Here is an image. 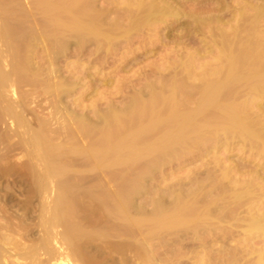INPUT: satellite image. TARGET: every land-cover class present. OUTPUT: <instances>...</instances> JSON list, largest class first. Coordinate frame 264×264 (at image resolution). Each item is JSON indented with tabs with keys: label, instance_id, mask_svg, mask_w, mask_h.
<instances>
[{
	"label": "rangeland",
	"instance_id": "obj_1",
	"mask_svg": "<svg viewBox=\"0 0 264 264\" xmlns=\"http://www.w3.org/2000/svg\"><path fill=\"white\" fill-rule=\"evenodd\" d=\"M68 1L71 2L70 0H68ZM68 1L67 0L66 1L65 0H42V1L41 0H19V1L18 0H0V9H1L0 10V20H1L0 21L1 22L0 23V70H2V72L4 71L3 72L4 74H6V75L8 74L7 77L10 76L8 81L11 83L10 85L7 84V86L5 85L3 88L0 89V98L2 99V105L7 106V107L8 106L14 107V108L12 107V109H15L13 111H15V114L19 115V116H17L18 120L19 119L21 120V121L17 122V120H16L17 117L14 118L15 116L14 117L12 116L13 117L12 118L11 115H9L8 116L9 118H8V117H6L7 115L3 116V117L0 115V117L2 118V119L0 118L1 119L0 120V138H1L0 139V208L3 209L6 206H7V208H14V207H18V206L23 208V209L27 208V207H29V208L34 207V209L38 208V209L33 210L35 212L33 215L34 219H33V216L31 215L32 219H29V220H31V222L27 221V223L29 222L31 224L33 222V224L31 225L32 228L34 225L35 232L33 230L34 233L31 234V237H32V235L35 238L39 237V235H41L39 238L49 237V234L51 233V231H53L54 233L56 232V230H54V229L51 230L52 228L50 229V233L48 232L49 231L48 227L52 224V223L51 224L49 223V222H51V219H52L50 217H51V215H53V214H51V211H52V209L54 211L57 203L60 201V199L62 198V195L64 194L65 190L63 189V184L66 185V187H67V185L70 184L67 188L66 187L65 188L68 189V192H70L69 193L70 196L68 197V199L70 198L69 199L70 204L75 206L76 209H78L77 210V216H78L77 219H79V218H80L79 220L83 219L82 222H84V224H86L87 227L89 225H90L89 227H92V226H95L97 224L95 227H98L100 225L98 228H101L102 230L105 229L106 232L109 231V233L108 232L106 233L108 235L104 236V238H103V242H105V241L106 242L101 245V250H100L101 259L108 257V254H110V252L112 251L111 253H114V254H112L114 256L113 257L114 258L113 259L114 264L115 263L116 264H119V263L120 264H134L135 258H133V257L134 256H136V258L138 257V252L136 251V249L131 248V250L132 249L135 250L134 253L136 252L137 254H134V256L132 254L131 256H133V257H131V258L128 257L129 259L127 258V260H125V261H122L123 259H121V258H124L122 255L126 251H124L123 253H121V252H122V250L130 249V247L128 249H123V247L124 246L126 247L127 244H128V246L130 245L132 247V245L135 244V241L129 240L127 237H123V235L121 233H119V235H118L117 233H115V230H110L111 228H108V227H110L109 226V224H110L109 220L112 219L111 222L113 221V223H114V220H113L114 217H112L111 214L107 215L108 212L104 211L106 204L109 203V200L107 198H106L107 200H105L104 197L101 198L99 195L104 196L103 195L104 192L108 193V194L110 192L111 194H113L115 192L121 191V192L125 193L128 191L130 193L131 191L133 192L135 190V188L137 187L138 190L136 189L133 193L139 192L141 190L140 192L142 193V195L140 193L141 196L137 195L138 197L134 196L135 198L134 197L132 198L135 200L134 201L135 203L133 202V205H134L133 207L136 208V210L137 209L138 210L143 209V207H144V209L147 210L146 212L151 214L154 210L158 209L156 207L160 206V200H162L161 204L165 206L166 203L168 204V202H172L174 200L173 198L176 195H178L179 193H180V195H182V193L185 194V192L187 194V190L189 189L187 186H189L191 188L194 185L193 186V188H194L195 187L194 183H191L192 185L189 183L186 184V186L184 185L185 183H187L188 179L195 177L196 180H195V178L193 180H195V181L199 180L198 182H200V181L202 182L203 181V180H201L202 175L199 176L200 174L198 171L203 172V170H205L202 168V166H203V164L206 165V162L209 161V159H211L213 156H214V158H215V156H217V158L221 159V157H222V159H223V156L225 157V155H224L223 151H221L223 156H221L220 152H218L216 154L212 153V152L211 153L208 152L207 154H205V152H204L203 154L202 153L200 154L199 153L200 150L198 151V149L196 148L198 151V152L196 151L197 153L194 152V150H195L194 149L193 153L191 152L192 151L191 150L187 153L188 155L186 153L183 154L184 156H181L182 154L181 155L179 154V157H178L179 160L176 158V156H175L176 154H175L173 156V158L175 157L176 160L175 159L172 160L171 163L170 164L167 163V165H166V162H162V164L164 163L165 166L158 165L159 167L157 165L153 164V162H151L152 157L148 159V156L144 157V156H146V155H144L141 159L134 161L135 163L132 162L131 165L129 164V162H127L128 163L127 164L124 160H121L120 163H122L124 161L123 164L126 163L127 167H126V164H124V165L121 164V166H120V164L117 162L118 165L112 166L114 168L113 169L114 172L113 171L111 172L112 167L110 166L111 167V168L109 167L110 170L107 168L109 171L107 173L106 168H99V166H98L99 169L97 168L96 170H98V171L96 172L95 168L97 166L95 164H94V166H93V163H90V162H89L90 165L87 164V162H88L87 156L88 155H85V154L88 151H86L84 149L88 150L90 143L94 140L96 142L98 140V142H100V143L98 144V143L92 142L93 144L91 143V146H93L94 144H96L95 146H101L100 144H102V142L106 139V138L105 139L103 138L102 142L100 140L104 136L105 132L112 129L113 131L110 130L109 132L112 133V135H114V129H115L114 126H116L117 129H120V130L123 128V127L121 128L119 126L123 125L124 122H119V123H121V125L120 124L114 125L117 123V122H115V119L117 120V117H116L117 114H118V121H121L119 118L126 119V118H128V116L133 118L134 115H139L138 110H137V109H141L138 107L139 104L142 107V104L139 103V101H142V103L145 102V105L143 104V106H144L143 110H145V108L148 110L147 107H149V105L153 106V104L151 102H153V103L155 102L154 100L152 101V99L156 98V97L152 98L153 94H154V96H156V95L159 96V97H157L158 99L164 98L165 101L167 99H170V97L174 96L171 100H172V102H174L173 100L176 101L175 102L176 104L174 103L175 106H178V107L180 106L181 108H183L187 111H190V110L192 111L193 108L196 107V103L198 104V101L201 99L202 95L200 94L201 93L200 91L202 90L201 89L202 86L200 83H202V82H200L199 78H202L204 76L203 74L205 71L207 72V70H208L207 67L208 66L209 67L214 66V69H215V67H217V66L219 67L221 65L222 62L220 63L219 61L225 62V65H226L225 60H226L227 56L224 55L225 53H224V51H222L221 45L223 47V44L225 42H227V43H225V45L226 44L230 45L231 42H232V45H233V43L234 44L237 43L236 45H238V44L242 45V43L243 44L253 43V44H250V46L251 45L253 46L256 43H257V45L259 44V46L261 43L264 44V32H263L264 31V19H263V17L261 18V19H263V21H261V19H260L259 21H261V22H258L259 25H257L255 27V29L258 28V30H255V34L252 33V32H254L253 30L251 32V29H254L253 26L255 25V23L251 22V20H250L253 16H255L257 14L258 9H259V11L264 12V0H174V1L173 0H160L162 5H163V2L168 3L169 6L171 5L172 10L174 9L173 12L177 15L176 18L171 17V18H174V19H171V18L167 17V19L164 20L165 23L161 22L162 24L161 23L159 25L157 24L158 26L156 24H155L156 26H154V25L149 26L148 25L147 26L148 29H144V28L140 29V27H141L140 25H138L140 27L135 26V28L137 27L139 29H137L135 31V33H134V31H132V36H130V37L128 36V39L127 38L123 39L124 36H118L119 34L123 35V33L121 31L119 34H118V32H117V34L114 33L115 35H112L113 37L110 36V38H107V39L106 38L105 39H99L102 41H98V42H97V40L96 41L91 40L90 43H88V42L86 43L85 41L76 39L73 35L74 33L72 32L73 29H72V31H70L71 29L70 30L66 29L65 22H68L70 20H72L70 22H73V19H76L77 17H80V15H82V12H79V14H78L75 9H77L79 7H83L81 9L80 8L79 9L81 11H83V9H84V11H85V7L89 6L88 8L86 7V10L88 9L91 11H97L99 13L104 12L103 14L105 15V13H106V15H105L106 17L105 18L103 17L105 19V20L103 19V22H105V23H103V26L106 27L107 25H110L107 27H111L113 24H115V25L119 26V28H118V30H119L121 28V26L122 27L125 26L124 27V29H125L126 26L128 25V23L132 20L130 15L135 14V13H131V12L132 11L135 12V10H132V9L135 8L133 6V4L135 3V5H136V2H135L136 0H125V1L124 0H108L110 2H108L107 0H100V1L99 0H86V1H88V3L84 1L83 2L84 6H83V4H81V6H79V7L77 6V8L75 7L73 9L74 12L76 13L75 14L73 12L74 13L73 15H75V16L79 15V16H76L75 18H73L74 17L73 15L69 18V15H71L72 12L70 13V11L68 10L69 8H67V7L72 8L71 4L74 3L75 0H73L72 3H69ZM137 1H139V2L144 1V3H145L146 0H137ZM60 2L62 3V6L60 5L61 4ZM146 2H148V1H146ZM44 3H45V5H44ZM66 3H67V5L69 4L70 6L65 5ZM161 3H160V5H161ZM169 3H171V4H169ZM14 4H15V6H14ZM47 4H50V5H48V7L51 6L50 7L51 9H49L47 7ZM63 5L65 6V8ZM127 5L132 6V7L130 6L131 9H129V6H128L129 11L128 10L127 11L129 13L126 12ZM243 5H244V7H243ZM4 6H6V7H4ZM55 7H58V8H55ZM15 8H17V9H15ZM46 8L50 10V11L49 10L48 11L51 12V14L49 12H47ZM66 8L69 12L66 11ZM79 9H78V11H79ZM98 9H99V11H98ZM63 10L70 13V14L67 16V14H65V12H63ZM130 10H131V12H130ZM221 10H223V11H221ZM243 10H245V14H244ZM8 11H10V12H8ZM102 13H101V15H102ZM52 14H53V16H52ZM36 15L38 18L36 17ZM196 15H197V17H196ZM199 15H201V16H199ZM28 16H30V17H28ZM50 16H52L53 18ZM63 16H65L66 19ZM132 16H134V15H132ZM214 16H215V18H217V20L214 18ZM262 16H264L263 13H262ZM25 17L26 18L28 17L27 20L25 19ZM249 17H251V18H249ZM67 18H69V20ZM115 18H116V20H115ZM129 18H130V21H129ZM244 18H245V20H244ZM126 19L129 22H126ZM208 19H209V21L211 19V21L209 22ZM38 20H40V21H38ZM59 20H60V22H59ZM58 22L60 23L59 24L60 26L57 24ZM63 23H64V26H62ZM110 23H112V25ZM122 23H123V25H122ZM197 23H198V25H197ZM253 23H254V25H253ZM31 24H33V26ZM235 24H237V25H235ZM210 25H212V26H210ZM16 26H18V31H17V28H14ZM117 26H115V27H117ZM67 27L71 28V25L67 26ZM147 27H145V28H147ZM152 27H153V29H152ZM26 29H29V33H28V30H26ZM121 29H123V28H121ZM116 30H117V28H116ZM22 31H24V33ZM54 31H56V32H54ZM235 32H237L236 37H234ZM259 32H261V33H259ZM196 33H198V34H196ZM247 33L250 34L251 36L250 35L247 36ZM136 34H137V36H136ZM223 34H227V35H223ZM43 35H46V36H43ZM71 36H73V37H71ZM238 36H239V38H238ZM248 37H249V39H248ZM30 38L32 39V41L30 40ZM43 38H45V39H43ZM64 38H65V40H64ZM225 38H229V40H231V41H229ZM113 39H114V41H112ZM233 39H235V40H233ZM236 39H237V42H236ZM248 40H250V41H248ZM110 41H111V43H110ZM255 41H257V42H255ZM64 42H65V44H63ZM66 42H68V43L66 44ZM76 42H77V45L75 44ZM106 42H108V43H106ZM228 42H230V43H228ZM33 43H35V44H33ZM65 45H66V47H65ZM236 45H233V46L236 47V48L235 47L234 48L237 49V53L235 54V50H234V51H232L233 53H231L233 55L234 54L238 55V53H239ZM252 46L250 47V49L252 48ZM97 47H99V48H97ZM245 47H247V46H245ZM124 50H126V51H124ZM221 51L223 53H220ZM263 53L261 54V56L263 55ZM231 54H229V58L232 57ZM50 59H52L51 60L52 63L50 62ZM220 59H222V60H220ZM227 59H228V57H227ZM49 64H51V65H49ZM56 64H57V66H56ZM222 65L224 66V63H222ZM205 66H206V70H205ZM39 67H40V69H39ZM49 67H50V69H53V70L51 71L49 69ZM201 67L202 68L204 67V69H201ZM30 68H33V69H30ZM46 69H47V71H45ZM33 70L36 71L37 74ZM8 71H10V72L8 73ZM54 71L55 72L57 71L58 74H57V72L55 73ZM210 71H211V69L209 68V73H210ZM209 73L205 74V76L206 75L209 76ZM224 73H226V72H224ZM14 74H15V76H14ZM201 74L203 76H200ZM222 74H223V72L221 73V75ZM51 75H52V77H51ZM193 75H195V76H193ZM179 77H180V79H179ZM57 78L61 82L57 81L56 80ZM14 79H15V81H14ZM16 79H18V80H16ZM35 79H36V81H35ZM207 79L208 78H206L205 80H207ZM64 80H66V81H64ZM55 81L58 82L59 84L61 83L62 85H64L63 86L64 88L62 87L61 84H60L61 85L60 86L58 83H55ZM62 82H64V83H62ZM202 84H205L204 81ZM57 85H59V86L57 87ZM73 85H74V87H73ZM45 86L48 87L49 90L52 89V90H50L51 93L49 92V90ZM177 86H178V89H177ZM197 86H201L200 87L201 90L197 89L198 88ZM41 87L43 89H41ZM69 87L71 89H69ZM203 87H204V85H203ZM236 87H238V88H236ZM34 88H35V90H34ZM73 88H75L74 91L72 90ZM232 88L234 90H239L240 93L243 92V94L246 93V91H244V90H247V89H244V87L242 86L241 83H237V84L235 83L232 86ZM171 89H173V90L175 89V90L173 91ZM62 90H63V92H65L64 94H62L63 92L61 93ZM198 90H200V91H198ZM52 91L55 95L52 94ZM66 91H68L70 94H67L68 92L66 93ZM161 92H163V93L161 94ZM171 93H173V94H171ZM181 93L183 95H181ZM49 94L50 95L52 94V95L50 96ZM243 94H240V95H243ZM56 95H57V97H56ZM170 95H172V96H170ZM188 96H189V98H188ZM165 97H167V99H165ZM238 97L242 98L241 100L246 98L245 96H244L245 98H243L242 96H239V95H238ZM57 98L59 99V101L57 100ZM135 98H136V101H135ZM160 99L158 100L159 102L161 101ZM177 99H179V100H177ZM171 100L170 101L167 100V102H169V104H171ZM237 100H238V98H237ZM137 101H138V103H137L138 106L135 105V102H137ZM148 101H149V104H148ZM165 101H164V104H165ZM238 101H240V100H238ZM133 102L137 108V109L135 108L136 110L135 109H133V110H135L137 112H135L133 110H132L133 111L132 112L130 110V109H132L131 106H133ZM162 102H163V100H162ZM156 103H157V101H156ZM156 103H154V105ZM160 104H161V102H160ZM160 104H156L155 106L158 108V105H160ZM161 105H163V103ZM166 105H167V103H166ZM125 106H127V107L129 106L130 108L129 107L127 108ZM145 106H147V107H145ZM155 106H153V107H155ZM169 107L172 108L171 105ZM178 107H177V109H178ZM180 107H179V109H180ZM113 108H115V109H113ZM150 108H152V107H150ZM162 108H164V109H162ZM173 108H174V105H173ZM126 109H127V111H126ZM159 109H155V110H159ZM165 109H168V105H167V107H161V110H165ZM255 109H257V108H254L253 111ZM118 110H119V112H118ZM150 110L148 112H150ZM130 111H131V113H130ZM145 111H144V113H145ZM263 111H264V109H263ZM114 112H116V114ZM140 112L141 111H139V113ZM148 112L146 111L148 116H145L146 115L145 114L144 115L145 117L140 114L141 116L144 117V119H146V117H147V122H146V120L143 119L144 122H146V124L148 123V120L151 123V119H148V117H149ZM110 114L113 115L114 121H112V119H111L112 116ZM114 114H115V116H114ZM140 115H139V117H140ZM107 116L111 120H108ZM139 117L137 116L136 117L137 119L134 117L133 119L135 121L133 120V122L130 125H133V123L135 122L134 126H135V124H137V125L140 124L139 127L141 125H142V127H144L146 124L142 121V117H140V118ZM138 118L140 119L139 122H138ZM13 119H15V120L13 121ZM128 120L127 121L130 123L131 119H128ZM122 121H126V120H122ZM136 121L139 124L136 123ZM140 121L143 124H141ZM157 121H159V120H157ZM15 122H17V123H15ZM79 122H81V123H79ZM128 122H126L125 124H127ZM152 122L154 123L155 121H152ZM20 123L22 124L21 126H20ZM96 123H98V124H96ZM160 123L161 124H159V122H158L157 128L159 126H160L159 128H161L162 123H164L163 120H162V122L160 121ZM109 124H111V127L113 125L114 126L112 128H110ZM125 124H124L125 128H123L122 130L126 129L127 126H129V125L126 126ZM83 125L84 126L86 125V126L83 127ZM92 125H94L95 128ZM106 125H108L109 127L107 128ZM148 125H149V123L147 124V126ZM155 125H156V123L154 124V126ZM164 125H162V127ZM136 126H135V128H136ZM104 127H106V129H107L105 132L103 131V130H105ZM81 128H82V130H81ZM132 128H133V126H132ZM137 128H138V126H137ZM154 128H152V129H154V131L156 133L157 128L156 127H154ZM117 129H115L116 130L115 133L117 132ZM145 129L146 128H144L143 131H145ZM89 130H91L90 133H89ZM98 130L100 132H96ZM84 131H85V134L87 133V136L84 134ZM109 132H107V134H106L108 137H109V135H108ZM147 132H148V130H147ZM147 132L145 131V135ZM149 132H150V130H149ZM159 132H161L160 129L158 130L157 134ZM98 133H100V134H98ZM118 133H121V131L118 130ZM155 133H151L153 135H151V134L148 135L149 138L155 137L154 136ZM88 134H89V136H88ZM96 134H97V136H95ZM101 135H102V137H101ZM112 135H110V136H112ZM141 135H140L141 138L145 137L144 135H142L144 137H142ZM115 136L117 138L120 137L121 141H123L122 138L125 139L123 133H122L123 137H121V134H120V136H117L115 134ZM115 136H113V138ZM108 137H107V141H108ZM134 137H132V138L128 137L129 138L128 140L131 141L130 139H136ZM140 137H138V139ZM146 138H148V137L146 136ZM109 139H110V137H109ZM126 142H127V140H126ZM51 145L52 146L55 145V146H53L54 148L51 147ZM56 145L58 148H56ZM91 146H90V148H91ZM209 146H211V145H209ZM65 148L67 150H65ZM70 148H72V150ZM69 149L72 152L69 153ZM75 149L77 150L78 153L75 151ZM52 150L53 151L57 150V151L55 153H53ZM81 150L83 153L81 152ZM51 151L54 154V156L55 155H59V156L61 155L62 156V157L60 156L62 160L59 158L58 159L59 161L58 160L57 161L59 163L60 162L62 163L63 168H64V166H66V168L64 170H62V173L65 174L66 172H64V171H67V169H68V171H67L68 172L67 173L68 178H66V181H65V178H63L62 176H59L60 174L56 175V174H53L51 172V169L53 166H55V165L59 166L58 164L55 163V161L51 160V158H53V156H52L53 154H51ZM59 151L63 152V153L60 154ZM190 152H191V154H190ZM236 153H237V150L233 151L232 153H229V155H228L229 161L230 160H233V161L243 160V159H245L244 157H246V156L248 157V155H246L248 153H246V154H241L239 152H238V154H236ZM83 154H84V156H83ZM218 156H220V157H218ZM183 157H186V158L183 159ZM79 158H80V162H79ZM173 158H171V159H173ZM66 159H67V161H66ZM170 160H169V162H170ZM81 161L83 162V164ZM84 161L86 162V164H84L85 163ZM229 161L227 160L226 162H229ZM50 162H53V164ZM154 163H156V162H154ZM80 164H81V166H80ZM143 164H145L146 166ZM151 164L153 166L154 165L155 166L153 167V166H151ZM159 164H161V162ZM87 165H88V167H87ZM62 167H61V169H63ZM151 167H153L155 169L154 170L155 172L152 171L153 168L151 169ZM156 167H158V168H156ZM104 169H106V171ZM123 169H124V171H123ZM201 169H202V171H201ZM99 170H101L102 172H104V171L105 172L102 174V172ZM133 170H134V172H133ZM110 175L114 176V178L113 177L111 178ZM198 178H200V179H198ZM202 179H203V177H202ZM136 184H138V185H136ZM181 184L184 185L183 188L179 187ZM69 187L72 189H70ZM123 187L125 189L126 188L127 189L125 190ZM180 188H182V189H180ZM142 189H144V190H142ZM62 192H63V194H62ZM36 194H38V195H36ZM213 194H214V192L211 193L212 196H213ZM98 197H99V199L101 198V200L104 201L105 203L101 202L98 199ZM163 200H164V203H163ZM98 202H101L100 204L103 203L101 206L102 208L99 206ZM103 205L105 207H103ZM133 207L131 208L132 210H133ZM36 210H37V213H36ZM46 210L48 213L46 212ZM53 211H52V213H53ZM103 212H104V214H103ZM38 214H40V215H38ZM150 214H148V215H150ZM107 216L108 217L111 216V217L108 218ZM162 218H159L158 220H160ZM163 219H165V217ZM226 219H228V218H226ZM108 221H109V223H107ZM152 221H153V219H152ZM163 221H166V220H163ZM224 221H228V220H224ZM45 222H46V224H45ZM103 222H105V225L102 226L101 224H103ZM115 223H120V221L119 220L117 222L115 221ZM36 225H37V227H36ZM51 227H52V225H51ZM42 228L44 230H42ZM177 229L176 230L174 228H173V230L169 229L170 232L167 230H162V232L160 231L161 233L164 232L165 234H160V233L158 234V231L155 230L156 231L155 233L157 235L153 233V230L151 231L153 233L151 235H153L154 238L151 236V238H150L151 240L148 244V250L150 253L149 258H150V260L152 259L150 261V263H152V264H201V263L203 264L204 263L205 264L207 262L206 264H208V263H211V264H247V263L255 264L254 261H256L257 257H260L257 259L256 264H260V263L264 264V258H263L264 255L261 258V255L264 252V243L261 241H256V242L253 241V242L249 243V242H242V241H239L237 239L235 240V238H230V236H232V235H230V232H228L230 230L227 231V229H226L223 232V234H224V237H225L226 233L229 234V238L228 239L226 238L227 240H225L224 237L222 236L223 235L222 231H220L221 233L218 231V235L221 234V236H220V238L217 237L219 240L217 239L218 241L213 243V244L209 243L210 238L207 236H204V237L200 236V238L198 236L196 238L195 237L190 238L188 236V238H186V240L188 241L187 242L185 240V238L182 239L181 237L178 236L180 234L177 235L176 232H179V233L181 232L180 229H178V231H177ZM46 230H47V233H46ZM110 231H113L114 233H112ZM34 234L35 235L38 234V236H35ZM111 234H113V237L116 236L115 238H113L115 240L112 239ZM215 234H217V232ZM228 234L226 235L227 237H228ZM159 235H161L160 236L161 238L159 237ZM218 235H216V236H218ZM118 236H121V237H118ZM162 236H164V237H162ZM166 237H167V239H166ZM221 237H222V240L224 239L223 241H220ZM43 238L40 240H43ZM110 238L113 241H111ZM124 238H125V240H124ZM108 239L110 240L109 241L110 243L107 241ZM123 240H124V242H123ZM166 240H168V241H166ZM184 240L186 242H184ZM191 240H193L195 243ZM130 241H132L133 243L129 244L128 242H130ZM206 241H208V242H206ZM125 242H126V244H125ZM182 242H184V243H182ZM199 242L200 243L203 242L201 244H203L204 246L202 247V245ZM106 243H108V245ZM256 243H258V244H256ZM104 244L107 247H105ZM119 245L121 248L119 247ZM155 245H158V246H155ZM213 245H214V247H213ZM58 246L61 247L60 244ZM113 246H114V248H113ZM134 246L135 245H133V247ZM194 246L196 247V250L194 249L195 248ZM197 246L200 248H198ZM205 246L206 247L209 246L210 248L209 247L205 248ZM55 247H57V246H55ZM61 248H63V247H61ZM134 248H136V247H134ZM54 249H53V255L52 256L54 257V259H58V257H56L58 254H57V252H55ZM190 249L195 250V251H192ZM202 249H203V251H205L207 249V251H209L208 254H207V251L206 252L200 251ZM241 250H243V251H241ZM247 251L249 254L247 253ZM260 251L262 252V254ZM48 252L51 255V250H48ZM191 252H192V254H191ZM253 252H255V253H253ZM189 253H190V255H189ZM192 255H194V257ZM247 255L249 257H247ZM257 255H259V256H257ZM203 256H204V258H202ZM215 256H217V257H215ZM244 256H246V257H244ZM43 257H44V255H43ZM185 257H186V259H185ZM205 257H207V258H205ZM223 257H225V258H223ZM241 257L243 259H241ZM248 259H250V260H248ZM132 260H134L133 263H132ZM137 260H138V258L136 259V261ZM209 260H210V262H209ZM71 262L72 261H70L69 264H72ZM161 262H163V263H161ZM85 263H87V262H85ZM55 264H59V262H56ZM87 264H90V263H87ZM135 264H137V263H135ZM138 264H139V262H138Z\"/></svg>",
	"mask_w": 264,
	"mask_h": 264
},
{
	"label": "bare ground",
	"instance_id": "obj_2",
	"mask_svg": "<svg viewBox=\"0 0 264 264\" xmlns=\"http://www.w3.org/2000/svg\"><path fill=\"white\" fill-rule=\"evenodd\" d=\"M70 1L71 2H69V1L68 2L72 3L73 0H70ZM84 1L88 3V1H86V0H75L74 3L71 4L72 8L67 7V6H70L69 4L67 5V3H68L67 2L65 5H67L66 7L69 8L68 10L70 11V13L72 12V14L69 15L70 13H68L69 11L67 10V8H66V11H68V12H66L64 10H63V12H65V14H67V16L69 15V18H70L75 13L73 9L75 7L77 8V6L78 7L81 6V4H83ZM146 1H148V2H146ZM146 1H145V3H144V1H142V2L141 1L139 2L137 0L135 1L136 5H135V3L133 4V6L135 8L132 9V10H135V12L134 11L131 12V10H130L131 13H135V14H131L130 13L131 14L130 16H131L132 20L130 21V18H129V21H130L129 22L126 19V22H129V23L126 26L125 29H124L125 26H123V27L121 26V28H123V29L120 28L121 30L120 29L118 30L119 26H117L115 24L112 25L113 22L110 23L112 25L111 27H107V26H110V25H107V24H106L107 25L106 27L103 26V23H105V22H103V19L106 17L105 16L106 13L104 15L103 14L104 12L103 13L101 12L102 15H103L102 16L101 13H99L97 11H91V10H88V9L86 10L87 6L85 7V11H84V9H83V11L80 10L83 7H79L80 9L79 8L75 9L78 14H79V12H82V15H80V17H77L76 19H73V22H70L72 20H70L68 22H65L66 29H68V30L71 29L70 31H72V29H73L72 32L74 33L73 34L74 37L76 39H78V40L85 41L86 43L87 42L90 43L91 40H95V41L97 40V42L98 41H102V40H99V39L110 38V36L117 34V32L119 34L121 31H122L123 35L119 34L118 36H124L123 39H125V38L128 39V36L129 37L132 36V31H134V33H135V31L137 29H139L137 27L141 26L140 29H143V28L144 29H148V27H147L148 25L149 26H151V25L156 26L157 24L159 25L161 22H164V20L167 19V17H169V18H171V17L176 18L177 17V15L173 12L174 9L172 10L171 5L169 6L168 3H164L163 2V5H162L160 0H157L158 2L156 0H146ZM108 2H110V1H108ZM160 3H161L162 6L160 5ZM169 4H171V3H169ZM44 5H45V3H44ZM48 5H50V4H47V7H48ZM60 5L62 6V3ZM131 5H127L126 12L129 11L128 10V6H129V9H131V7H132ZM14 6H15V4H14ZM83 6H84V4H83ZM4 7H6V6H4ZM50 7H48V8L51 9ZM243 7H244V5H243ZM55 8H58V7H55ZM64 8H65V6H64ZM15 9H17V8H15ZM49 9H47V12L50 11ZM78 9H79V11H78ZM223 10H221V11H223ZM98 11H99V9H98ZM243 11H244V14H245V10H243ZM8 12H10V11H8ZM49 13L51 14V12H49ZM262 13L264 14L263 11H259V9H258V12H257V14L255 13L256 14L255 16H253L252 18L249 17V18H251L250 19L251 22L255 23V25L253 23V25H254L253 28L254 29H251V32L253 30L254 32H252V33H254V34H255V30H258V28L255 29V27L257 25H259L258 22H261L264 19V16H262ZM132 15H134V16H132ZM52 16H53V14H52ZM52 16H50V17H52ZM73 16H74L73 18H75L76 16H79V15H76V16L73 15ZM199 16H201V15H199ZM28 17H30V16H28ZM36 17H37V15H36ZM63 17H65V16H63ZM196 17H197V15H196ZM262 17H263V19H261ZM27 18L25 17L26 20H27ZM69 18H67V19L69 20ZM174 18H171V19H174ZM214 18H215V16H214ZM65 19H66V17H65ZM215 19L217 20V18H215ZM260 19H261V21H259ZM115 20H116V18H115ZM244 20H245V18H244ZM38 21H40V20H38ZM208 21H209V19H208ZM210 21H211V19H210ZM59 22H60V20H59ZM59 22L57 23L58 25L60 24ZM31 25L33 26V24H31ZM70 25H71V28L70 27L68 28L67 26H70ZM122 25H123V23H122ZM138 25H140V26H138ZM197 25H198V23H197ZM235 25H237V24H235ZM62 26H64V23L62 24ZM115 26H117V27H115ZM135 26H137V27L135 28ZM210 26H212V25H210ZM145 27H147V28H145ZM14 28H17V31H18V26L14 27ZM116 28H117V30H116ZM152 29H153V27H152ZM26 30H28V33H29V29H26ZM22 32L24 33V31H22ZM54 32H56V31H54ZM236 33L237 32L234 33V35H235L234 37H236ZM259 33H261V32H259ZM196 34H198V33H196ZM223 35H227V34H223ZM248 35H250V34L247 33V36ZM43 36H46V35H43ZM136 36H137V34H136ZM71 37H73V36H71ZM238 38H239V36H238ZM43 39H45V38H43ZM225 39L229 40V38H225ZM237 39H236V42H237ZM248 39H249V37H248ZM30 40L32 41L31 38H30ZM64 40H65V38H64ZM233 40H235V39H233ZM250 40H248V41H250ZM112 41H114V39ZM229 41H231V40H229ZM257 41H255V42H257ZM67 43L68 42H66V44ZM106 43H108V42H106ZM110 43H111V41H110ZM225 43H227V42H225ZM225 43L223 44V47L221 45V48H222V51H224V53H225L224 55H226L228 57V59L226 57V60H225L226 61V65H225V62L219 61L220 63L221 62L224 63V66L221 63L222 66L221 65L219 67L217 66L218 68L215 67V69H214V66L213 67H209L208 66L207 67L208 68L207 72L206 71L204 72L202 70L204 72V74H203L204 76L201 74L200 76H203L202 77L203 79L202 78H199V79H200V82L203 83V81H204L205 84H202V83H200L198 81L201 84V86L203 87V85H204V87L202 88L201 86H197L198 87L197 89H200V87H201L202 90L200 89L201 91L200 90H198V91L201 92V93L200 92L199 93L202 96L200 95L201 99L198 101V104L196 103V107L193 108L192 111L191 110L187 111V110L181 108L180 106H179L180 107V109H179L178 106H175V104H176L175 102L176 101L173 100L174 102H172L171 99L174 97L172 95H170V96H172V97H170V99H167V97H165V99H167L168 101L171 100V104H169V102H167V100L165 101L163 97H162L163 99L159 98L161 100L160 101L161 104L163 103V105H164L163 106L158 101L159 99L157 97H159V96H157L156 94H155L156 96H154V94H153L152 98L156 97L155 98L156 100L152 99V101L154 100L155 101L154 103H156V101H157L156 104H160V105H158V108H157L155 106L156 104L154 105V103L151 102L153 104V106H155V107L150 106V105H149V107L145 106V107L148 108V110L145 108V110L147 112L151 109L150 112H148V114H149L148 119H151V123L148 120V123H149L148 126H147L148 123L146 124L147 117H146V119H144L145 116H148L146 111L143 110L144 109L143 104L145 105V102L142 103V101H139V103L142 104L143 108L141 107L140 104L138 106V104H137L138 101L135 102V105H137L141 109H137L136 106L134 105V102H133V106L134 107L131 106V108H132V109H130L131 111L136 108L138 110V114L139 115L141 114V115L144 116L146 114L144 117L140 115V117H142V121L143 122H144V120H146V122H144L146 124L144 127H142V125L139 127V125H140L138 123L139 120H140L139 119L140 118L139 115H134L135 118L137 116L139 117L138 118V122L136 121V123H138L139 125L135 124V126L136 125L138 126V128L136 126V128H137L136 129L135 126H134L135 122L133 123V125H130L133 122V120H134L133 118L134 117L131 118L130 116H128V118H126V119L119 118L121 121H118V114H117L116 115L117 120L115 119V122H117V123L114 124V125H117V124L121 125V123H119V122H124V124H125L126 122L129 121L128 119H131L132 121L130 120V123L128 122L127 124H125L126 126L127 125H129V126H127L126 129L122 130L123 128H125L124 124L122 123L123 125H121L119 127H121V128L123 127V128L120 130V129H117V127L112 124L115 127V129H117L116 133H115L116 130L114 129V135H112V133H110L109 131L110 130L113 131L112 129H110L113 126L111 127V124H109V126H110L109 129L110 130H108L107 132L110 133V134L108 133V135H109L111 140L106 135L107 132H105V131L107 129H106V127H104L105 130H103L104 128L102 130L105 132V134H104L103 137L101 135L102 138L100 139L101 142H102L103 138L104 139L106 138L103 141L104 143L102 142L103 145L100 144L101 146H95L96 144H94L93 146H91L92 142L93 143H98V144L100 143L96 139L97 142L95 140L92 141L90 143V145H89L88 150L84 149V150L88 151L85 154V155H88L87 156L88 157L87 158V160H88L87 164H89V162L93 163V166L95 164L97 166V167L95 166L96 167L95 170L98 168V166H99V168H106V169L107 168L109 169V167L110 166L112 167L113 165L116 166V165H118V163L121 166V164H123L124 161L126 163L129 162V164L131 165L132 162L135 163L134 161H137L138 159H141L144 155H146L144 157L148 156V159L152 157L151 158L152 159L151 162H153V164H155L157 166L158 165L165 166V164L164 163L162 164V162H166V165H167V163L170 164L171 161L174 160V159L176 160V158L179 160V158H178L179 154L180 155L182 154L181 156H184L183 154H185V153L187 154L191 150H192L191 152L193 153L194 149H195L194 150L195 153H197L200 150V152H199L200 154L201 153L203 154L204 152H205V154H207L208 152H210V153L212 152V153L216 154L218 152L221 153V151H223V153L225 155V157H224L223 154L221 153V156H223V159H222V157L220 159V158H217V156H215V158L213 156L212 157L213 159L211 158V159H209V161H207V162L205 161L206 165L203 164V166H202V168L205 169V170H203V172L198 171L199 174H200L199 176L202 175V177H203V179L201 177V180H203L202 182L201 181L198 182L199 180L195 181L196 180L195 177L191 178L192 180L188 179L187 183H185V184L183 183V184L186 186V184H188V183L189 184L194 183L195 184L194 188H193L194 185L191 188L189 186H187L189 188L187 190V194H186V192H185V194L182 193V195H180V193H179L178 195H176L173 198L174 200L172 202H168V204L166 203L167 205L165 204V206L161 204L162 200H160V206L156 207L158 209L154 210L151 214L146 212L147 210H145L144 207H143V209H139V210L138 209L136 210V208L133 207L134 206L133 202L135 200L132 199V198L134 196L138 197V196L142 195V193L140 192L141 190L139 192L133 193L136 189L138 190L137 187L135 188V190L133 192L131 191L132 193L131 192L129 193L128 191H127L128 193L127 192L123 193V192L120 191V192H115V193L112 192L113 194H111L110 192H109V194L104 192V194H103L104 196L99 195L101 198L104 197L105 200H107V199L109 200V203L106 204V207L104 206L105 204L103 205V207H105L104 211H107L109 213L108 214L106 212L107 215L111 214L112 217H114L113 218L114 223H113V221L111 222L112 219H110V220L108 219L110 221V224H109L110 227H108V228H111L110 230H115V233H117L118 235H119V233H121L123 235V237H127L129 240L135 241V244H133V245H135L134 247H136V248H134L133 245H132V247L130 245L128 246V244L126 245L127 248L125 246H124L125 248L123 247V249H128L130 247V249L122 250L121 253L126 251L122 255L125 258V259L121 258V259H123L122 261H125V260H127L128 257L131 258V257L134 256V254H137L136 252L134 253L135 250H133V249H136V251L138 252V257H137L138 260L137 261L139 262V264H149L150 261L152 260V259L150 260V258H149V254L150 253H149V250H148V244H149V242L151 240L150 238H151V236L153 237V235H151V234H153V233L156 234L155 233L156 231H158V234L159 233L160 234H165L164 232L161 233L162 230L169 231V229L173 230V228L175 230L177 228L180 229L181 232L180 233L176 232V233H177V235L180 234L178 236L181 237L182 239L185 238V240H186V238H188V236L190 238L191 237L192 238H194V237L196 238L197 236L199 238H200V236H203V237L207 236V237L210 238V239L208 238L209 239V243L213 244V243L217 242L219 240L218 238H220V236H221V234L218 235V231L219 232L222 231V234H223V232L227 229V231L230 230L228 232H230V235H232V236H230V238H235V240L237 239L239 241L249 242V243L253 242V241H255V242L256 241H261V242L264 243V111H263V109H264V107H263L264 106V53H263L264 52V44L261 43L260 46H259V44L257 45V43L256 44L254 43L255 45H253V46L251 45L252 48L250 49V47H251L250 44H253V43H249L248 42L249 44H247L245 42L246 44H243V43H242V45L238 44L240 47L238 45H236L237 43H235V44L233 43V45L237 46L238 51H239L238 55H235L237 53V49H235L236 47L232 45V42H231L230 45L229 44L225 45ZM228 43H230V42H228ZM33 44H35V43H33ZM63 44H65V42ZM75 44L77 45V42ZM244 45L247 46V47H245ZM65 47H66V45H65ZM97 48H99V47H97ZM234 50H235V54L233 55L231 53H233L232 51H234ZM124 51H126V50H124ZM222 51L220 53H223ZM262 53H263V55L261 56ZM229 54H231L232 57L229 58ZM51 60L52 59H50V62H51ZM220 60H222V59H220ZM49 65H51V64H49ZM56 66H57V64H56ZM50 67H49V69H50ZM209 68L211 69L210 73H209ZM30 69H33V68H30ZM39 69H40V67H39ZM201 69H204V67L203 68L201 67ZM50 70L52 71L53 69H50ZM205 70H206V66H205ZM45 71H47V69ZM3 72H2V70H0V89L3 88L5 85L7 86V84L8 85L11 84L8 81L10 76L7 77L8 74L6 75ZM9 72L10 71H8V73ZM34 72L36 73V71H34ZM222 72H223V74L221 75ZM224 72H226V73H224ZM208 73H209V76L206 75L207 76L206 77L205 74H208ZM57 74H58V72H57ZM14 76H15V74H14ZM193 76H195V75H193ZM51 77H52V75H51ZM206 78H208V79L205 80ZM179 79H180V77H179ZM16 80H18V79H16ZM56 80L59 81L58 78ZM14 81H15V79H14ZM35 81H36V79H35ZM64 81H66V80H64ZM59 82H61V81H59ZM55 83H58V82L55 81ZM62 83H64V82H62ZM235 83L236 84L237 83H241L242 86L244 87V89H247V90L243 89L244 91H246V93L243 94L242 91H241L242 93H240L239 90H234L232 88V86ZM59 85H57V87ZM63 86L64 85H62V87ZM73 87H74V85H73ZM46 88L48 89V87H46ZM75 88H73L72 90L74 91ZM236 88H238V87H236ZM41 89H43V88L41 87ZM69 89H71V88L69 87ZM177 89H178V86H177ZM34 90H35V88H34ZM50 90H52V89H50ZM50 90H49V92H50ZM171 90H173V89H171ZM68 91H66V93ZM62 92H63V90L61 91V93ZM64 93L65 92H63L62 94H64ZM162 93L163 92H161V94ZM52 94H54L53 91H52ZM67 94H70V93L68 92ZM171 94H173V93H171ZM240 94H243L246 98L243 95H240ZM181 95H183V94L181 93ZM238 95L242 96L245 99L241 100L242 98H239ZM56 97H57V95H56ZM188 98H189V96H188ZM237 98L240 101H238ZM57 100L59 101L58 98H57ZM162 100H163V102H162ZM177 100H179V99H177ZM135 101H136V98H135ZM164 101H165V104H164ZM166 103L168 105V109L161 110V107H167ZM148 104H149V101H148ZM172 104L174 105V108H173ZM170 105L172 106V108L169 107ZM12 107L13 106H8L7 107V106L2 105V99L0 98V115L2 117L6 116V115H7L6 117H8L9 115H11V117L15 116L14 118H16L17 116H19L18 114H15V111H13L15 109H12ZM125 107H127V106H125ZM150 107H152V108H150ZM177 107H178V109H177ZM254 108H257V109L254 110L255 112L253 111ZM113 109H115V108H113ZM155 109H159V110H155ZM162 109H164V108H162ZM135 110H133V111H135ZM126 111H127V109H126ZM131 111H130V113H131ZM139 111H141V112L139 113ZM144 111H145V113H144ZM116 112H114V113L116 114ZM118 112H119V110H118ZM135 112H137V111H135ZM115 114H114V116H115ZM111 116H112V118L111 117L110 118L112 119V121H114L113 120V118H114L113 115H111ZM111 119H109V117H108V120H111ZM14 120L15 119H13V121ZM16 120H17V122L21 121L20 119L18 120V117H17ZM122 120H126V121H122ZM157 120H159V121H157ZM162 120L164 122V123H162V125H164V124L165 125L163 127L161 125V128H159L160 126L158 127L161 132H159L157 134V132L159 130L157 128V126H158L157 124H158V122H159V124H161L160 121L162 122ZM152 121H155V122L153 123ZM17 122H15V123H17ZM79 123H81V122H79ZM155 123H156V125L154 126ZM96 124H98V123H96ZM141 124H143V123L141 122ZM21 125L22 124L20 123V126ZM85 126L83 125V127H85ZM92 126L94 127V125H92ZM106 126H107V128L109 127L108 125H106ZM132 126H133V128H132ZM154 127L157 128L156 133L154 131V129H155ZM144 128H146L145 129L146 132H147V130H148V132L150 130V132L152 131L151 133H155L154 134L155 137L152 138L150 136L151 138H149L148 135L151 134L150 132L149 133L147 132L146 135H145V131H143ZM152 128H154V129H152ZM81 130H82V128H81ZM118 130L121 131V133H118ZM90 131L91 130H89V133H90ZM96 132H100V131L98 130ZM122 133H123L124 138H125V139L122 138V140L124 142L121 141L120 137L117 138L115 136V134L117 136H120V134H121V137H123ZM84 134H85V131H84ZM98 134H100V133H98ZM141 134L144 135L145 137L142 136ZM85 135L87 136V133ZM110 135H112V136H110ZM140 135L142 137H144V138H141ZM151 135H153V134H151ZM88 136H89V134H88ZM95 136H97V134ZM113 136H115V137L113 138ZM127 136L129 138H132V137L135 136L134 138H136L137 140L136 139H130L131 141H129L128 140L129 138ZM146 136L149 139L146 138ZM107 137H108V141H107ZM138 137H140L139 138L140 140L138 139ZM126 140H127V142H126ZM208 144L211 145V146H209ZM53 146H55V145H53ZM53 146L51 145V147H53ZM90 146H91V148H90ZM56 148H58L57 145H56ZM196 148L198 149V151H197ZM70 149L72 150V148H70ZM70 149H69V153L72 152ZM65 150H67V149L65 148ZM235 150H237L236 154H238V152L241 153V154L248 153V154H246V155H248V157L247 156H246L247 158L244 157L245 159H243V160H238V161L237 160L236 161L230 160L229 161V158H228L229 157L228 156L229 153H232ZM52 151H51V154L55 153L57 150L53 151V153H52ZM75 151L77 152L76 149H75ZM81 152H82V150H81ZM191 152H190V154H191ZM61 153H63V152H60V154ZM174 155L176 156V158L175 157L173 158ZM52 156H53V158H51V160L55 161V163L58 164L59 166H57V165L53 166L52 165L53 162H50V163H52L51 165L54 167V168L52 167L51 172L53 174H56V175L60 174L59 176H62L63 178H65V181H66V178H68V176H67L68 175L67 174L68 173L67 172L68 169H67V171H64V172H66L65 174L62 173V170H64L66 168V166H64V168H63L62 167L63 166L62 163L58 162L59 161L58 159L59 158L61 159L62 156L61 155H60L61 157L59 155H55L54 156V154ZM83 156H84V154H83ZM218 157H220V156H218ZM171 158H173V159H171ZM184 158H186V157H183V159ZM121 160H124V161L122 163H120ZM169 160H170V162H169ZM227 160L229 162H226ZM66 161H67V159H66ZM79 162H80V158H79ZM154 162H156V163H154ZM160 162H161V164H159ZM126 163H124V164H126ZM82 164H83V162H82ZM84 164H86V162ZM127 164H126V167H127ZM143 165H145V164H143ZM60 166L63 169H61ZM80 166H81V164H80ZM151 166H153V165L151 164ZM87 167H88V165H87ZM153 167H151V169ZM158 167H156V168H158ZM106 169H104V170L106 171ZM108 169H107V173L109 172ZM113 169L114 168L112 167L111 168V172L113 171ZM154 170L155 169L153 168L152 171L155 172ZM97 171L98 170H96V172ZM99 171H101V170H99ZM123 171H124V169H123ZM201 171H202V169H201ZM104 172H102V174ZM133 172H134V170H133ZM110 177L114 178V176H111V175H110ZM194 178H195V180H193ZM198 179H200V178H198ZM183 184H181L182 186L180 185L179 187L183 188V186H184ZM69 185H67V187ZM136 185H138V184H136ZM65 187H66V185L63 184V189L65 190L64 194L62 192V194H63L62 198L57 203L56 208L54 209V211L52 209L53 213L51 211V214H53V215H51V217L49 216L50 218H52L51 222H49L50 224L52 223L51 224L52 227H51V225L49 226L50 228L48 227V229H49L48 232L50 233V229L51 228H52L51 230H53V229L56 230L55 233L53 231H51V233H50L51 235L49 234V237L51 236L50 238L49 237H45V236H44L45 238H43V237L39 238L41 235H39V237H37V238L33 237V235H32L33 238L31 237V234L34 233L35 230H34V225H33V228L31 226L33 224V222H32V224L29 223V222H31V220H29V219H32L31 215L33 216L34 213H35L33 210L38 209V208L34 209V207L33 208L27 207V208L23 209V208H21L19 206L18 207H14V208H7V206L6 207L3 206L4 207L3 209L0 208V264H55L56 262H59V264H69L70 261H72L71 262L72 264H84L85 262L90 263V264H114V261H113V259H114L113 257L114 256L112 255L114 253H111L112 251L110 252V254H108V257L101 259V252H100L101 245L106 242L105 240H104L105 242H103V238H104V236L108 235L106 233L107 232L109 233V231L106 232L105 229L102 230L101 228H98L100 226L99 224H98L99 225L98 227H95L97 224L95 226H92L93 225L92 224L91 225L92 227H89L90 225L87 227L86 224H84V222H82L83 219L82 220H79L80 218L77 219V217H78L77 216V210L78 209H76L75 206L70 204V201H69L70 198L68 199V197L70 196L69 195L70 192H68V189H66L67 187L66 188ZM182 188H180V189H182ZM70 189H72V188H70ZM142 190H144V189H142ZM213 192H214V194L212 196L211 193H213ZM140 193H141V195H140ZM36 195H38V194H36ZM101 198L99 199V197H98V199L101 202H104V201L101 200ZM101 202H98L100 207L103 204V203L100 204ZM163 203H164V200H163ZM132 207H133V210L131 209ZM46 212H47V210H46ZM36 213H37V210H36ZM103 214H104V212H103ZM148 214H150V215H148ZM38 215H40V214H38ZM109 217H111V216H109ZM162 217L163 218L165 217V219H163ZM159 218H162V219L158 220ZM226 218H228V219H226ZM33 219H34V216H33ZM152 219H153V221H152ZM118 220L120 221V223H115V221L117 222ZM163 220H166V221H163ZM224 220H228V221H224ZM27 221H29V222L27 223ZM109 221L107 223H109ZM46 222H45V224H46ZM101 225L102 226L105 225V222H103V224H101ZM36 227H37V225H36ZM43 228H42V230H44ZM178 229H177V231H178ZM33 230H34V232H33ZM152 230H153V233L151 232ZM110 232L114 233L113 231H110ZM216 232H217V234H215ZM46 233H47V230H46ZM227 234L228 233H226V235ZM111 235H112L111 236L112 239L116 237V236L113 237V234H111ZM216 235H218V236H216ZM226 235H225V237H224V234L222 235L225 240H227L229 238V234H228V237ZM35 236H38V234L35 235ZM160 236L161 235H159V237ZM118 237H121V236H118ZM162 237H164V236H162ZM42 238H43V240H40ZM166 239H167V237H166ZM110 240H111V238H110ZM110 240L108 239L107 241L109 242ZM113 240H115V239H113ZM113 240H111V241H113ZM124 240H125V238H124ZM124 240H123V242H124ZM185 240H184V242L187 241V240L186 241ZM223 240H222V237H221L220 241H223ZM166 241H168V240H166ZM191 241H193V240H191ZM184 242H182V243H184ZM206 242H208V241H206ZM128 243L131 244L133 242L130 241ZM201 243H203V242H201ZM59 244L63 248L58 246ZM106 244L108 245V243H106ZM125 244H126V242H125ZM256 244H258V243H256ZM201 245H202V247L204 246L203 244H201ZM55 246H57V247H55ZM155 246H158V245H155ZM105 247H107V246L105 245ZM119 247H120V245H119ZM200 247H198V248H200ZM208 247L209 246H207V247L205 246V248H208ZM213 247H214V245H213ZM113 248H114V246H113ZM131 248H133L132 249L133 251L131 250ZM53 249L55 250V252H57L58 255L56 257H58V259H54V257L52 256L53 255ZM192 249H190V250H192ZM194 249L196 250V247ZM48 250H51V255L49 254ZM195 250H192V251H195ZM200 251L206 252L207 249L205 251H203V249L200 250ZM241 251H243V250H241ZM208 252L209 251H207V254H208ZM247 253H248V251H247ZM253 253H255V252H253ZM132 254H133V256H131ZM191 254H192V252H191ZM261 254H262V252H261ZM43 255H44V257H43ZM189 255H190V253H189ZM263 255H264V252L261 255V258H262ZM192 256L194 257V255H192ZM204 256L202 258H204ZM257 256H259V255H257ZM207 257H205V258H207ZM215 257H217V256H215ZM242 257H241V259H243ZM244 257H246V256H244ZM247 257H249V256L247 255ZM133 258H135V261L132 260V263L134 261L135 263L138 264V262L136 261V259H137L136 256H134ZM223 258H225V257H223ZM258 258H260V257H257V259ZM185 259H186V257H185ZM257 259H256V261H254L255 264L257 262ZM248 260H250V259H248ZM163 262H161V263H163ZM209 262H210V260H209ZM87 263H85V264H87ZM150 264H152V263H150ZM208 264H211V263H208ZM247 264H249V263H247Z\"/></svg>",
	"mask_w": 264,
	"mask_h": 264
}]
</instances>
